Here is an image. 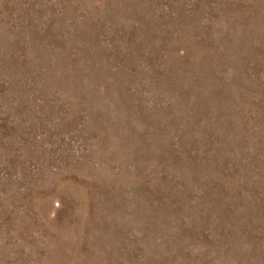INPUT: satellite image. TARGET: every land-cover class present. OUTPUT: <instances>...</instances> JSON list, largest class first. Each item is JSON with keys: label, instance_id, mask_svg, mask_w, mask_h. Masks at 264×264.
<instances>
[{"label": "rangeland", "instance_id": "obj_1", "mask_svg": "<svg viewBox=\"0 0 264 264\" xmlns=\"http://www.w3.org/2000/svg\"><path fill=\"white\" fill-rule=\"evenodd\" d=\"M0 264H264V0H0Z\"/></svg>", "mask_w": 264, "mask_h": 264}]
</instances>
